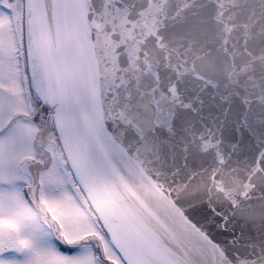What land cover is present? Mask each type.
<instances>
[{
  "label": "snow or ice",
  "instance_id": "obj_1",
  "mask_svg": "<svg viewBox=\"0 0 264 264\" xmlns=\"http://www.w3.org/2000/svg\"><path fill=\"white\" fill-rule=\"evenodd\" d=\"M0 264H264V0H0Z\"/></svg>",
  "mask_w": 264,
  "mask_h": 264
}]
</instances>
